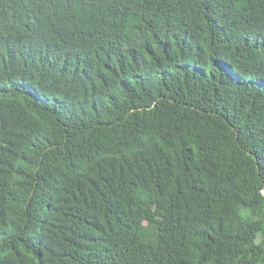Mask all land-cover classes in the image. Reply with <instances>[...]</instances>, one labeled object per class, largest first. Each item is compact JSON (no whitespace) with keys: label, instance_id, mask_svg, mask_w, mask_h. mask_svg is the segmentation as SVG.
Listing matches in <instances>:
<instances>
[{"label":"trees","instance_id":"1","mask_svg":"<svg viewBox=\"0 0 264 264\" xmlns=\"http://www.w3.org/2000/svg\"><path fill=\"white\" fill-rule=\"evenodd\" d=\"M0 264H264V0H0Z\"/></svg>","mask_w":264,"mask_h":264}]
</instances>
